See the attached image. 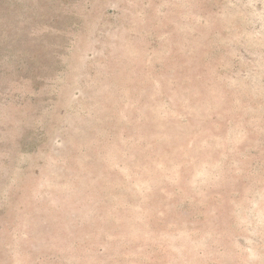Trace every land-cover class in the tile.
I'll use <instances>...</instances> for the list:
<instances>
[{
    "label": "rangeland",
    "instance_id": "374dc122",
    "mask_svg": "<svg viewBox=\"0 0 264 264\" xmlns=\"http://www.w3.org/2000/svg\"><path fill=\"white\" fill-rule=\"evenodd\" d=\"M0 264H264V0H0Z\"/></svg>",
    "mask_w": 264,
    "mask_h": 264
}]
</instances>
